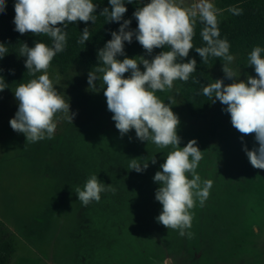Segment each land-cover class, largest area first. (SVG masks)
<instances>
[{
	"label": "rangeland",
	"instance_id": "374dc122",
	"mask_svg": "<svg viewBox=\"0 0 264 264\" xmlns=\"http://www.w3.org/2000/svg\"><path fill=\"white\" fill-rule=\"evenodd\" d=\"M193 2L183 0V6ZM211 2L218 21H227L231 11ZM14 4L6 0L13 20ZM157 54L142 55L151 60ZM230 54L237 78L256 77L249 54ZM14 57L8 52L0 65L9 66ZM223 63L208 66L207 73L212 82L223 79L227 85L232 80L225 78ZM91 70L50 65L54 87L76 115L71 123L57 113L53 138L36 143H27L10 127L18 109L17 87L0 92V245L14 247L8 264H264V169L253 168L243 150L258 146L254 134L241 139L219 101L211 102L204 116H192L180 80L170 91L156 93L165 103L175 98L180 146L197 141L203 158L196 171L202 180L213 181L203 207L197 200L190 210L192 226L181 236L156 220L162 205L155 199L160 185L153 177L171 147L142 142L134 129L121 137L107 110L102 73H97L96 88H89ZM153 156L157 162L149 160L145 171L128 170L130 159ZM93 174L116 191L84 206L76 188L83 189Z\"/></svg>",
	"mask_w": 264,
	"mask_h": 264
},
{
	"label": "clouds",
	"instance_id": "9594fccd",
	"mask_svg": "<svg viewBox=\"0 0 264 264\" xmlns=\"http://www.w3.org/2000/svg\"><path fill=\"white\" fill-rule=\"evenodd\" d=\"M125 3V0H109L110 8L105 7L99 14L107 17V22L123 20V23L98 50V64L102 66L88 73L87 83L89 88H96V81L100 79L97 73H102L107 110L113 114L111 118L121 137L134 129L142 142H151L160 149L171 147L160 165L162 170L153 177L154 182L160 185L155 199L162 205L156 220L184 236L192 226L190 210L197 200L203 207L213 181L202 180L196 171L203 158L197 141L192 139L186 146H180V120L172 111V106L176 105L175 98L170 96L169 103H165L156 93L170 91L176 80L187 82L196 70L195 59L184 60L193 49L194 28L199 20L204 25L201 36L206 46L197 47L195 51L205 63L209 56L221 58L225 78L232 80L227 85L223 79L213 80L203 87V95L212 103L219 101L226 106L223 111L230 115L232 126L242 134L241 139L254 134L258 146L251 150L245 146L243 150L253 168L264 169V57L261 55L264 49L256 46L248 57V65L254 67L256 77L240 80L229 67L234 56L230 54L227 39L220 38L218 9L211 0H194L188 7L183 6V0L179 3L177 0H150L133 13L137 21L135 30H129L131 20L123 19L127 12ZM127 3H133V0H127ZM96 9L97 5L92 0H15L14 30L21 35H46L53 42L51 47L42 42H35L33 47L23 43L19 50V56L26 57L25 67L29 74L42 73L27 83L19 84L14 91L18 109L9 123L13 131L25 135L27 143L52 139L57 127L54 122L57 113H63L64 118L73 123L76 113L70 112L69 100L65 101L54 87L48 69L56 54L65 48L67 26L74 22L95 23ZM5 10L6 0H0V13ZM229 11L234 15L243 14L242 8L231 7ZM89 36V28L85 27L78 42L85 43ZM133 37L148 55L157 48L167 46L170 50L161 51L151 60L143 55L129 58L124 45L125 42L131 43ZM7 53L5 44L0 43V59ZM121 56L124 58L118 59ZM140 65H143V71ZM125 73L130 75L125 78ZM5 88L6 83L0 76V92ZM149 160L152 164L157 162L155 156L150 159L132 158L128 170L141 173L148 168ZM108 191L115 194L116 189L93 174L83 189L76 188V195L87 206L93 201L98 203L101 193Z\"/></svg>",
	"mask_w": 264,
	"mask_h": 264
},
{
	"label": "trees",
	"instance_id": "16d2710c",
	"mask_svg": "<svg viewBox=\"0 0 264 264\" xmlns=\"http://www.w3.org/2000/svg\"><path fill=\"white\" fill-rule=\"evenodd\" d=\"M220 9L229 10L231 7L242 8V15L231 16L227 21H219L220 38L227 39L230 43V53L239 52L250 54L254 47L259 46L264 49V0H217ZM97 5L96 21L74 22L69 24L65 31L66 45L62 52L56 54L51 64L60 69H67L73 64L82 65L88 69H94L102 64H98L97 53L102 49L111 37L113 31H118L120 22H107V17L99 15L105 8H110L109 0H92ZM127 12L123 19L131 20L129 30L137 28V21L133 16L137 7H142L143 4L138 0H133V3H127L125 0ZM62 27V25H57ZM85 27L89 28V40L85 43H79L81 33ZM204 25L197 21L193 37V49L190 50L189 56L184 62L189 59L197 61L196 70L190 75L187 82L180 81L185 95V104L192 116H204L211 105L208 97L203 95V87L211 83L212 80L207 73V67L216 63L221 58L209 56L207 62H202L201 57L195 51L197 47L206 46L202 39L201 31ZM15 25L9 11L5 10L0 13V43H4L8 52L15 54L13 62L9 66L0 65V76L3 77L7 88L6 90L16 88L21 83H26L34 76L30 75L25 67L26 57L19 56V50L23 43H27L29 47H33L35 42L45 43L47 46H52V39L46 35L34 36L32 33L21 35L14 30ZM125 54L131 58L133 56L147 54L139 42L133 37L131 43L125 42ZM167 46L154 49L152 53L169 51ZM264 57V52L261 53ZM124 57H118L123 59ZM14 70V74H13ZM37 74V73H36ZM197 81H199L197 83ZM14 252L12 243L5 242L0 245V264H8Z\"/></svg>",
	"mask_w": 264,
	"mask_h": 264
}]
</instances>
